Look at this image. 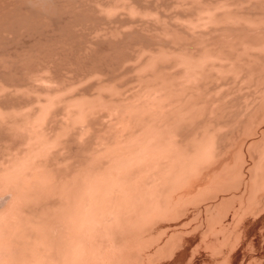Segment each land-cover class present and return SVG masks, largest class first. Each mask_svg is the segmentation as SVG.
<instances>
[{"label":"bare ground","instance_id":"obj_1","mask_svg":"<svg viewBox=\"0 0 264 264\" xmlns=\"http://www.w3.org/2000/svg\"><path fill=\"white\" fill-rule=\"evenodd\" d=\"M257 121L264 0H0V264L264 261Z\"/></svg>","mask_w":264,"mask_h":264},{"label":"rangeland","instance_id":"obj_2","mask_svg":"<svg viewBox=\"0 0 264 264\" xmlns=\"http://www.w3.org/2000/svg\"><path fill=\"white\" fill-rule=\"evenodd\" d=\"M83 3H84V1H83ZM29 4H31V3L29 2ZM149 4H151V3H149ZM162 6H163V5H162ZM80 7H81V6H80ZM80 7H79V8H80ZM119 24H120V23H119ZM136 25H137L136 27H140V29H141L142 26H143V25H142V26H139L138 24H136ZM136 27H135V28H136ZM142 29H146L145 26H143ZM59 33H60V31H59ZM62 33H63V32H62ZM134 33L136 34L135 37H137L139 32H138V31H136V32L134 31V32H133V35H134ZM61 35H65V36L63 37V40H62V38H61V37H62ZM60 36H61V37H60L61 39H59V40H60V43H58V44H59V49H60V50H63V49H64L63 47H65L66 50H69V49L74 48V45H73L72 43L74 42V44H75L76 39L80 38V36H79L78 38L75 37V36H73V37L71 36V37H70V35H67V34H60ZM67 36H68V37H67ZM66 37H67V38H66ZM69 38H70V40H69ZM73 38H74V39H73ZM72 39H73V40H72ZM69 43H70V44H69ZM64 45H65V46H64ZM61 46H63V47H61ZM70 46H72V47H70ZM94 46L96 47L95 44H94ZM97 46H98V45H97ZM62 48H63V49H62ZM67 48H68V49H67ZM104 49H105V50H108L109 52H108V51H105ZM104 49H102L101 51H102V55H103V57H104V58L106 57V58H105V59L103 58L102 63H104V62L106 63V61H107V63L104 65L105 67L107 66V67L109 68V67L111 66V67H110L111 69H112V68H115V67L112 66V65H114L113 63H111L112 65H109V63H110L109 58H112V59H113V58H114V53H113L110 49H108L107 45H106V46L104 45ZM103 51H105V52H103ZM106 53H107V54H106ZM104 55H105V56H104ZM106 55H107V56L109 55V56L107 57ZM111 55H112V56H111ZM108 60H109V63H108ZM131 62H132V61H131ZM131 62H129V63H131ZM133 62H135V61H133ZM4 64H5V63H4ZM131 65H132V63H131ZM5 66L7 67V64H6ZM114 66H115V65H114ZM110 68H109V69H110ZM104 69H105V70H103V71L108 72L106 68H104ZM128 71H129V72H128ZM105 72H104V73H105ZM24 73H25V74L27 73V69L24 71ZM128 73H130V75H132L131 72H130V70H127V72H125L126 75H128ZM130 75H129V76H130ZM239 96H240V94H238V93L235 95V97H234V98H235L234 102H238V101L240 102L241 98H240ZM236 98H237V99H236ZM106 119H108V118H105V120H106ZM262 122H263V123H262ZM261 127H262V128L264 127V121H257V122H255V124L250 128V130L252 129V131H254V130H256V128H260V129H261ZM245 138H247V136H246V137H243V138H240V139L238 140V142H240L241 140H245ZM248 162H249L248 164H250V163L252 162V160L249 159ZM236 175H237V174H236ZM261 194L263 195V193H258V195H259V196L257 195L258 199L261 198V197H260ZM262 195H261V196H262ZM206 203H207V202H206ZM260 203H261V202H260ZM203 204H205V203H203ZM255 204L258 205L259 202H254V204H252V205L256 207ZM258 206H260V205H258ZM258 206H257V208H258ZM191 211H192V212L190 213V216H192L193 209H192ZM195 223H198V221H197V222L195 221ZM195 223H194V225H196ZM231 241H232V239H231ZM232 242H233V241H232ZM254 254H255V255H254ZM256 254H257V253H255V252H253V253H248V254L245 256L246 259L244 258V261H245V262L243 261V264H264V261H261L260 259H258V258L255 257ZM220 257H221V258H220ZM214 258H216L217 260H221V259H222V256H221V255H218V254H215ZM162 263H163V262H162ZM162 263H160V264H162ZM164 263H165V262H164ZM164 263H163V264H164ZM224 264H227V263H224Z\"/></svg>","mask_w":264,"mask_h":264}]
</instances>
